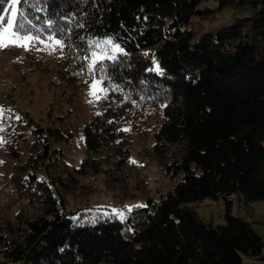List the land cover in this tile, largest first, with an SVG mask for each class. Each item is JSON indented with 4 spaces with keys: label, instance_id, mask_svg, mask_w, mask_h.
Instances as JSON below:
<instances>
[{
    "label": "trees",
    "instance_id": "16d2710c",
    "mask_svg": "<svg viewBox=\"0 0 264 264\" xmlns=\"http://www.w3.org/2000/svg\"><path fill=\"white\" fill-rule=\"evenodd\" d=\"M201 1L23 0L37 28L49 18L53 30L70 28L58 35L71 47L43 115L0 104L22 117L0 132V182L11 188L0 209L22 205L0 210V264H264V240L232 212L234 195L245 207L264 200V0H219L205 11L251 13L196 36L185 25ZM106 37L127 55L105 61L104 86L122 91L85 108L64 86H88L87 72L74 73L86 41ZM153 60L164 75L145 71ZM149 162L177 177L158 199L143 174ZM96 176L120 197L141 192L148 207L125 221L79 215L76 199L88 198ZM204 198L221 200L223 222L199 215L193 203Z\"/></svg>",
    "mask_w": 264,
    "mask_h": 264
},
{
    "label": "rangeland",
    "instance_id": "374dc122",
    "mask_svg": "<svg viewBox=\"0 0 264 264\" xmlns=\"http://www.w3.org/2000/svg\"><path fill=\"white\" fill-rule=\"evenodd\" d=\"M218 3L219 0L201 1L197 9L201 10L202 13L192 15L189 23L185 26L193 29L196 32V36H199L203 32L214 29L221 24L231 23L235 18L249 15L252 10L246 6L239 8L225 6L221 10H215L210 13L205 11L207 8L215 9ZM63 64L64 59L60 58L59 52L49 55L47 52L24 51L15 47L0 52V104H16L20 108L30 111L36 118L43 115L50 103L54 101L56 87L54 83L60 76L59 69L64 68ZM91 82L92 80L88 83L90 84ZM75 83L77 85L69 86L66 84L64 86H68V90L70 87H75L77 94L75 93L76 95L73 96L74 101L82 103L85 108L95 105L87 102L89 99L88 86H82L80 80L75 81ZM5 94L7 96L3 97ZM63 107H68V105ZM148 141L149 137L147 136L141 142L143 144ZM131 158L137 160L134 150L131 153ZM143 174L149 193L155 199L172 189L177 181V177L168 175L155 162L147 163ZM10 189L7 183L0 182V206L5 202V199H8L9 194L7 192ZM140 194L141 192H136L137 196L135 197H120L116 195L114 190L104 185L99 176H96L94 190L88 195L87 199H76L78 202L74 206L80 207L77 213L84 216H90L97 211L100 213H111L112 208L125 210L126 205L144 204L146 202L145 198L139 196ZM233 199L232 212L245 216L251 228L264 240V200H255L249 204V207H245L239 204L235 195ZM19 206H22L21 201H16L10 205V208L1 207L0 210L8 214ZM193 206L205 220L211 219L214 223L224 221L222 214L223 204L220 199L204 198L193 203ZM11 264H23V262L17 261ZM256 264H261V262L258 261Z\"/></svg>",
    "mask_w": 264,
    "mask_h": 264
},
{
    "label": "snow or ice",
    "instance_id": "6c2138e0",
    "mask_svg": "<svg viewBox=\"0 0 264 264\" xmlns=\"http://www.w3.org/2000/svg\"><path fill=\"white\" fill-rule=\"evenodd\" d=\"M22 2L23 0H9L7 7L3 8V14H0V52L15 47L24 51L47 52L49 55L59 52L60 58L63 59L65 49L70 48L71 45L66 43L63 36L58 35V33L71 32V29L60 27L53 30L55 22L51 18L45 20L44 25L37 28L33 20L22 9ZM36 11L39 12L42 9L37 8ZM61 18L66 21L69 19L67 16ZM78 27H83V25H78ZM44 32H47V35L39 34ZM78 38L84 39L83 37ZM86 43L90 51L81 57L84 62L83 67H81L79 72L74 73V75L83 76L87 72L91 76L92 82L90 84L88 80L84 81L88 84L89 88V99L87 102L89 104H96L102 100H107L110 91H122L118 85L111 88L104 86L106 81H111L105 61L116 63L121 55H127V53L112 37L93 38L86 41ZM145 55H148V53H145ZM145 71L155 72L160 76L164 75V70L161 68L159 62L155 60H153V67ZM97 115H101V113H97ZM11 119L19 121L22 117L16 114L13 109L0 105V132L6 131L7 127L10 126L7 121ZM109 123H112V121H109ZM121 131L128 132L130 129L125 128ZM5 143L4 137L0 136V147H3ZM0 163L3 162L0 161ZM131 163L135 164L136 161L133 160ZM147 207V204L126 205L125 210L112 208L111 214L121 221H125L128 219V214H131L135 209ZM89 222H95V219L93 218Z\"/></svg>",
    "mask_w": 264,
    "mask_h": 264
}]
</instances>
